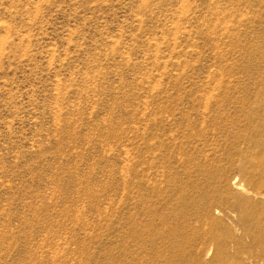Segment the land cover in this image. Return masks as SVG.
I'll use <instances>...</instances> for the list:
<instances>
[{
	"label": "rangeland",
	"instance_id": "rangeland-1",
	"mask_svg": "<svg viewBox=\"0 0 264 264\" xmlns=\"http://www.w3.org/2000/svg\"><path fill=\"white\" fill-rule=\"evenodd\" d=\"M0 264H264V0H0Z\"/></svg>",
	"mask_w": 264,
	"mask_h": 264
}]
</instances>
